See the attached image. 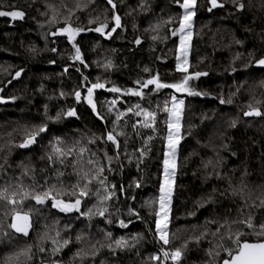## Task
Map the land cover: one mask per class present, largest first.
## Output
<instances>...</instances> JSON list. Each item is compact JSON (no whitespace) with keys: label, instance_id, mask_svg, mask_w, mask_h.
<instances>
[{"label":"trees","instance_id":"trees-1","mask_svg":"<svg viewBox=\"0 0 264 264\" xmlns=\"http://www.w3.org/2000/svg\"><path fill=\"white\" fill-rule=\"evenodd\" d=\"M182 3L0 0V11L24 13L16 19L0 16V87L11 99L10 104L0 105V188L12 190L22 183L37 192L52 185L71 191L78 180L72 167L77 157L68 156L64 164L55 158L50 162L48 155L57 139L64 149H88L81 161L85 171L91 169L90 175H95L96 167H103L99 179L106 178L104 185L98 180L89 185L92 194L82 198L80 212H62L52 207L51 200L38 205L27 199L16 205L15 211L30 214L32 227L27 236L9 227L13 206L0 200V264L29 246L31 259L21 256V264H175L164 259L161 249L171 252L185 242L179 264H221L227 253L220 251L217 257L209 251L220 243L230 245L227 239L221 240L227 235V225L232 231L249 233L239 221L251 216L257 227L264 223V69L254 66L264 57V0H217L222 7L214 8L210 0H196L187 72L177 69ZM116 16L120 27H116ZM69 25L82 29L71 40L60 32ZM102 25V32L94 30ZM77 48L80 59H75ZM197 72L206 75L197 78ZM185 75L192 76L188 87L200 95L170 87L156 90L154 85L142 90L143 97L127 94L128 89L140 90L137 81L158 76L162 83L173 84ZM97 82L104 87L93 89V111L87 89ZM113 87L120 91H110ZM76 91L81 93L79 102ZM174 95L186 102L184 141L172 195L170 243L163 245L155 235V213L168 134L169 114L164 108L171 107ZM249 105L262 115H245ZM69 110L76 115H64ZM136 111L141 114L137 116ZM145 111L156 114L154 128L143 127ZM119 113L124 115L116 133L124 134L117 137V148L106 137ZM57 114L61 119H55ZM41 125L47 130L35 143L19 147ZM88 159L97 165H88ZM58 171L64 175L58 177ZM105 188L114 195L101 203L95 193L99 190L101 196L106 195ZM59 198L65 202L76 199L67 194ZM90 208L107 211L91 218L81 215ZM121 221L127 226L122 227ZM80 235L90 243L78 242ZM52 238L70 242L53 252ZM120 238L129 247L117 248L113 242ZM242 239L257 238L246 235ZM97 241L111 243L112 248H101ZM91 244L99 249L95 255ZM81 249L89 255L77 256Z\"/></svg>","mask_w":264,"mask_h":264},{"label":"snow or ice","instance_id":"snow-or-ice-1","mask_svg":"<svg viewBox=\"0 0 264 264\" xmlns=\"http://www.w3.org/2000/svg\"><path fill=\"white\" fill-rule=\"evenodd\" d=\"M179 2V0H177ZM235 2V0H234ZM109 4H112V0H108ZM210 3L212 7H222V5L217 3V0H210ZM196 6V0H183V3L180 4V7L184 9V16L183 20L181 21L179 32L182 33L180 36V48H179V55L177 56V69L182 72H187V67L182 66L187 64V55H188V47H189V41L191 39V32H187L186 35L184 34L186 32V29L191 28V19L195 15V12L193 9ZM115 5L113 4V8ZM241 8H243V5H240ZM71 11V10H70ZM211 11V8L209 9ZM0 16H11L13 19L16 18H23L24 13L22 11H0ZM116 22V27H120V17L116 16L114 17ZM91 22V21H90ZM103 27L105 25H102L101 27H97L94 29L97 32H102ZM82 31V29L76 28L73 29L70 25L64 29H61L60 32L62 34H67L68 38L71 40L74 38V35ZM112 31H115V28L112 29ZM110 35V33H109ZM173 35H176V32H173ZM153 39H156V37H153ZM139 43V41H137ZM75 59H80V52L79 48L76 49V56ZM259 65H264V59H261L257 61ZM105 67H110V63L108 65H105ZM145 71H148L145 69ZM20 75L19 72L16 73V76L18 77ZM200 75H206V73H195V76L198 78ZM192 79V76L185 75L182 80L178 83L173 84H165L162 83L158 76L153 77L151 79H148L145 82L137 81V84L140 86V90H134V89H128L127 94H131L134 96H141L143 97V89L147 88L149 85H154L156 90H159L161 88L170 87L174 88L177 92H187L189 95H200L198 92L192 91L188 87L189 80ZM104 85L97 82L95 84H92L91 87L87 89V102L91 105L93 111H96V105L92 100L93 95V89L97 88H103ZM110 91L113 92H119L120 89L113 87L110 89ZM63 95V93H62ZM75 97L77 101L79 102L81 99V93L79 91L75 92ZM224 100H221V103H224ZM183 100L177 101L175 97H173V104L171 108H168L165 106L164 111L168 112L169 118L166 121L168 125V134L166 136L167 140V147L168 151L165 153V160H164V183L161 184L160 187V197H159V210L156 211L155 215L157 217L156 219V230L155 235L159 237V241H162L163 245H168L170 243L169 240V223H170V205H171V196L173 191V183H174V177L176 174V163H175V157L177 153V148L179 145L180 140L182 139L180 135V128H181V119L183 114ZM228 103H231V100L228 101ZM113 104H115V101H113ZM136 108L139 109L140 106L136 105ZM111 111V108L109 109ZM128 111H133V109H128ZM135 114L139 116L141 114L140 111H136ZM64 115L67 116H75V110H69ZM99 115V113H97ZM124 114L119 113L117 115L116 121L113 122V129L107 133V141H111L114 145L119 147V142L117 137L119 135H123V132L116 133V127L118 126V121L122 118ZM245 115L248 116H260L262 115L261 111L258 108H253L252 105H249V111L245 112ZM145 116V122L143 123V127H153L154 128V121L156 118V114L154 112H144ZM101 119H104V117H100ZM51 119V118H50ZM56 120L61 119V114H57L55 117ZM151 121V122H149ZM135 128V125H133ZM47 130L46 125H41L34 130H32L25 141L19 145V147H28L30 144L35 143L36 137L40 135V133L45 132ZM115 133V134H114ZM151 137H149V140ZM90 143L95 142V138L89 141ZM61 141L57 139L56 143L52 146V152L48 155V160L50 162H54L55 160H58L61 164L65 163V160L68 156L75 155L77 159L73 162V173L78 177V180L76 184L71 185V191H61L56 188L55 185H52L50 188L44 191L37 192L35 189H26L23 184H18L15 186L14 189L10 190V187H3L0 188V200L4 201L5 203L13 206L14 216H13V222L9 225L11 229L15 231V233L23 234L24 236H27L29 233V230L31 229V219L30 214L28 212H24L21 214L19 211H15V206L18 204H23L25 200L32 199L35 200L36 204L38 205H44L48 200L52 201V207L58 208L62 212H80V205L82 203V198L88 197L91 195V191L89 189V185L93 182V180H98V182L101 185H104L105 179H99L101 174L104 171L103 167H96L95 175H90L91 169L88 171H85L83 164L81 163L83 159V155L85 152L88 151V149L81 147L79 148V151L77 152L75 147L64 149L60 147ZM141 155H144V150H140ZM95 155V154H93ZM109 160L112 158L109 157ZM88 165L96 166L97 162L88 159L86 162ZM211 163V161H209ZM3 166L0 165V168ZM25 174H27V169L25 170ZM63 172H57V176H63ZM81 181H83V184H81ZM78 190V191H77ZM104 191L107 193V188L104 189ZM70 195L75 196L76 199L74 202H65L63 199H60L59 197L62 195ZM98 197H100V202L103 203L105 200H109L112 198L114 193H107L106 195L101 196L99 190L95 193ZM261 204L264 205V200H261ZM107 211V208L104 209H97L96 211H93V209H89L86 213H81V215L88 216L91 218L93 215H101L103 216L104 213ZM239 223L243 224L246 228L250 229L251 231L249 233H245L244 231L238 229L236 231H232L231 226L227 225V235L221 236V240L227 239L230 242L229 246H225L223 243L217 244L214 249H211L209 251V255L212 256L213 252L215 253V256L220 255V251H224L227 253L228 258L223 259L222 264H264V223H261L258 227L253 224L251 216H249L246 220H241ZM121 226L126 227L127 225L124 224L123 221H121ZM221 228L226 227V225H221ZM220 231V229H217V233ZM217 233H213L215 236ZM5 235H8L5 233ZM57 236L60 235L59 232L56 233ZM204 234H201V237H196L195 239L199 241V239L202 238ZM246 235H253L257 239L255 242H249L247 239H242V237ZM107 238H111V234H107ZM76 240L78 242L82 243H90V241H87V238L85 236H77ZM70 241L68 239H64L62 243L58 242L55 238H52L53 245H56V247L53 248V252L60 251L61 248L68 245ZM97 244L100 245L101 248L107 246L109 248H112V244L109 243L108 245H104L103 243L97 241ZM117 248H126L129 247L128 241L124 238L117 239L113 242ZM187 247V242L184 243L182 248ZM182 248H175L173 251L169 252L167 250L161 249L163 252V257L165 260L171 259L175 264H179V261L182 258ZM91 254L95 255L99 249L96 248L95 244H91ZM41 251H44L43 248L40 249ZM114 250V249H113ZM87 256L89 255V252L85 251L84 249H81L76 253L77 256ZM21 256L25 257L27 260L31 259L30 256V246L28 249H22L21 251L9 255L6 257V264H21L20 258ZM152 260H160V256H152L150 257Z\"/></svg>","mask_w":264,"mask_h":264},{"label":"rangeland","instance_id":"rangeland-1","mask_svg":"<svg viewBox=\"0 0 264 264\" xmlns=\"http://www.w3.org/2000/svg\"><path fill=\"white\" fill-rule=\"evenodd\" d=\"M184 10V9H183ZM194 11V9H193ZM183 16H184V11H183ZM183 16H182V20H183ZM193 18L194 16L192 17L191 19V28L190 29H186V32L184 33L186 35L187 32H191V39L189 41V47H188V55H187V64L186 65H182V66H186L187 67V70H188V66H189V63H190V56H191V48H192V36H193ZM180 29V28H179ZM179 29L177 31L178 35H179V47H178V55L180 54L179 53V48H180V36L182 35V33L179 32ZM178 63V61H177ZM184 93V92H182ZM173 97L176 98L177 101L179 100H183V114H182V119H181V128H180V135L182 137V139L180 140L179 142V145H178V148H177V153H176V157H175V163H176V170H177V167H178V155H179V151H180V148H181V144L182 142L184 141V134H183V130H182V126H183V121H184V116H185V111H186V102H185V98L184 97H180L178 95H174ZM173 97H172V101H171V107H172V104H173ZM170 107V108H171ZM168 151V147H167V144H166V152ZM175 170V171H176ZM176 175V174H175ZM174 182H175V177H174ZM163 183H164V176H163ZM173 192H174V183H173V191H172V195H173ZM159 197H160V192H159ZM159 200V199H158ZM171 205H172V196H171ZM171 205H170V208H171ZM159 210V203H158V208H157V211ZM171 213V211H170ZM171 217V216H170Z\"/></svg>","mask_w":264,"mask_h":264},{"label":"water","instance_id":"water-1","mask_svg":"<svg viewBox=\"0 0 264 264\" xmlns=\"http://www.w3.org/2000/svg\"><path fill=\"white\" fill-rule=\"evenodd\" d=\"M8 17H11V16H8ZM12 18V17H11ZM261 59H264V57L260 58L259 60ZM257 60V61H259ZM257 61L255 62L254 66L257 67V68H261V69H264V65H259L257 63ZM2 92H3V88H0V104H5V103H8L9 102V99H5L3 96H2ZM31 233V229L29 230V233L28 235ZM23 235V234H22ZM249 242H255V241H249ZM222 264V263H221Z\"/></svg>","mask_w":264,"mask_h":264},{"label":"bare ground","instance_id":"bare-ground-1","mask_svg":"<svg viewBox=\"0 0 264 264\" xmlns=\"http://www.w3.org/2000/svg\"><path fill=\"white\" fill-rule=\"evenodd\" d=\"M0 88H3L2 96H3L5 99H9V102H8V103L0 104V105L10 104V103H11V99L4 95V87H0Z\"/></svg>","mask_w":264,"mask_h":264}]
</instances>
